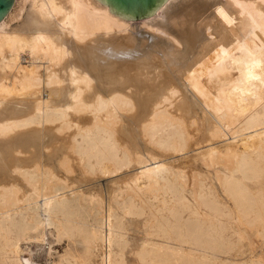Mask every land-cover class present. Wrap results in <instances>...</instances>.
<instances>
[{"label":"bare ground","instance_id":"1","mask_svg":"<svg viewBox=\"0 0 264 264\" xmlns=\"http://www.w3.org/2000/svg\"><path fill=\"white\" fill-rule=\"evenodd\" d=\"M156 11L140 33L97 0H21L0 18V264H24L21 242L41 258L26 264H264L240 256L251 234L264 244V0ZM188 149L211 178L172 167ZM133 164L122 186L63 192L75 172Z\"/></svg>","mask_w":264,"mask_h":264},{"label":"rangeland","instance_id":"2","mask_svg":"<svg viewBox=\"0 0 264 264\" xmlns=\"http://www.w3.org/2000/svg\"><path fill=\"white\" fill-rule=\"evenodd\" d=\"M20 1L21 0H8V2H7V5H6V13L4 14V16L2 17V19L4 18V19H6V20H8V13L10 14V13H12V12H14L15 10H17L18 9V7H19V4H20ZM176 1H178V0H176ZM179 1H181V0H179ZM8 10V11H7ZM151 16V17H150ZM149 17V18H148ZM159 19V20H162V18H163V12L162 11H156V12H154L153 14H151V15H149V16H147V17H143V18H140V19H137V20H131V26H132V29H133V32L134 33H140L141 32V30L143 29L142 27H141V25L139 24L142 20H155V19ZM157 19V20H158ZM19 19H11L10 21H12V22H10V21H8V30L9 29H11L12 27H14L15 25H17V21H18ZM139 26V27H138ZM141 27V28H140ZM158 35H160V36H163V34L161 35V34H158ZM165 36V35H164ZM24 60V61H23ZM25 60L26 59H21L20 61H21V63L22 64H26V62H25ZM23 61V62H22ZM42 68V66H40L39 67V69L40 70H42L41 69ZM62 83H64V85H66L67 83L66 82H62ZM66 83V84H65ZM194 83V82H193ZM63 84H61V86H62ZM63 85V86H64ZM199 85H200V83L199 84H197L196 85V87H199ZM202 85V84H201ZM200 85V86H201ZM187 95V97L188 98H190V100H193L192 99V96H191V93L189 92H187L186 90L184 91ZM42 93H44V91L42 92ZM40 94V97H43V98H45V93L44 94ZM182 93V92H181ZM190 95V96H189ZM179 96H182V95H180V93H179ZM184 97V99H186L185 98V96H183ZM184 99H181L177 104L175 103V105H179V106H174V104L172 103V104H170L168 107H170V108H168L169 110L171 109V110H173L174 112H176L175 110H177V112H179L178 111V109H179V107H180V109H181V106L183 105L182 103V100L184 101ZM186 101V100H185ZM184 101V104H186L187 105V102H185ZM186 105H184V106H186ZM173 106V107H172ZM175 107H178V109L177 108H175ZM183 107V106H182ZM175 108V109H174ZM179 109V110H180ZM173 111H171V112H173ZM196 111V110H195ZM195 111H194V113H195ZM83 112V116H84V114H86L87 116L86 117H90V112H86V111H81L80 112V115H81V113ZM84 112H86V113H84ZM197 112V111H196ZM122 113H125V112H122ZM180 113V112H179ZM198 113V112H197ZM88 114H89V116H88ZM128 114V113H127ZM199 114H200V112L196 115L197 116V118L199 117V118H201V117H203V116H199ZM81 115V116H82ZM192 115V114H191ZM203 115V114H202ZM82 116V117H83ZM85 117V116H84ZM117 118H118V120L120 119V117L119 116H117ZM196 118V119H197ZM198 118V119H199ZM194 120V123L196 122V121H198V120H196L195 121V118H193ZM122 123H124V121L122 120L121 121V124ZM71 126L69 127V125L68 126H65L64 128H66L65 130L64 129H62V131H61V133L60 134H68V133H71L70 131H73V129L75 128L74 127V125H73V123H72V121H71ZM196 124H198V125H196ZM196 124H193V126L192 127H194L195 129L196 128H198V126H199V123L197 122ZM118 125H120V120H119V124ZM123 125V124H122ZM38 126H40V125H38ZM196 126V127H195ZM191 127V129H194V128H192ZM55 131V130H54ZM68 131V132H67ZM56 132V131H55ZM58 133H59V131H57ZM56 132V133H57ZM194 133V134H193ZM193 136H198V135H200V133H199V131H193ZM197 133V134H196ZM196 134V135H195ZM192 136V137H193ZM197 136L196 137H194V138H197ZM220 136H222V135H220L219 134V137ZM191 137V138H192ZM218 137V139H217V141H215V143H216V145L218 146V144H219V146L218 147H220V146H222V145H224L225 146V143L227 142V144H232L233 145V143H237V139L235 138H233V140L231 139V137L229 136V135H224L223 137H221V138H219ZM236 140V141H235ZM218 142V143H217ZM224 142V143H223ZM203 143V142H202ZM202 143H200V147L201 146H204L207 142H204L203 144ZM235 145V144H234ZM216 146V147H217ZM194 147V146H193ZM223 147V146H222ZM230 147V148H229ZM228 147V149H229V152L231 151V147L232 146H229ZM190 151V152H189ZM188 152V153H187ZM187 152L186 151H183L182 153L181 152H179V153H181V154H178V153H175V154H177V155H173L172 156V158H171V155L170 156H168L167 158L168 159H170V162H171V165H172V167L174 168H180V169H185L184 171H186V173H188L189 171H196L197 170V172L199 173L200 172V174H204V176H206L207 178H211L212 177V171H211V169L209 168L208 170H206L202 165H200V163L198 162V161H194L193 160V157L192 156H190V154H191V152L193 153L194 151H191L190 149H188L187 150ZM186 153H187V155H186ZM190 153V154H189ZM180 155V156H179ZM185 155V157L186 156H189L188 158H187V160H185L186 158L185 157H183ZM174 157V158H173ZM179 157V158H178ZM183 158V159H182ZM192 158V159H191ZM181 159V160H180ZM172 160V161H171ZM168 162H169V160H167ZM175 161V162H174ZM178 161V162H177ZM187 161H188V163H187ZM185 162V164L183 165V163ZM194 162V163H193ZM177 163V164H176ZM137 164H133V165H131V166H129L128 168H126V170L125 171H123L122 172V170H121V172H119V171H117V172H114V173H110L111 175H109V174H104L103 176H102V178H101V176H99V178H98V176L97 177H93V176H91V178H93V179H91V180H89V181H91V182H89V181H86V182H84V183H79L78 185L76 184V183H74V182H76L77 180L78 181H80V177H79V174L77 173V172H75V173H73L71 176H69V179H71V180H69V181H67V183H66V185H67V187L66 188H64V193H65V195L66 196H71V195H74L75 193H73V189H71V188H74V192H78L77 190H81L82 191V193H83V195H91L92 193H90L91 191L93 192V194H96L99 190L98 189H101V190H103V186H104V184H106V185H108V186H111V187H113V188H116V185H120V186H122L123 184L122 183H124L125 182V180H126V176L128 175V173L130 174V172H134L135 170H138L136 167H138V165L136 166ZM134 166V167H133ZM133 167V168H132ZM186 167V168H185ZM196 169V170H195ZM204 169V170H203ZM124 170V169H123ZM131 170V171H130ZM203 170V171H202ZM126 171H127V173H126ZM188 171V172H187ZM210 172V173H209ZM206 173V174H205ZM208 174H210V175H208ZM107 175H108V177H107ZM121 177H120V176ZM94 176H96V175H94ZM105 176V177H104ZM110 176V177H109ZM132 176V175H131ZM121 179H120V178ZM128 177V176H127ZM72 178H74V179H76L75 181H73L74 179H72ZM99 179V180H98ZM93 180V181H92ZM95 180V181H94ZM115 180V181H114ZM119 180V181H118ZM77 181V182H78ZM111 181V182H110ZM113 181V182H112ZM117 181V182H116ZM122 183H121V182ZM63 182V181H62ZM106 182V183H105ZM112 183V185H110ZM76 184V185H75ZM117 186V187H118ZM70 189H69V188ZM68 189V190H67ZM63 190V189H62ZM62 190H60V191H62ZM67 190V191H66ZM69 190H71V191H69ZM87 190V191H86ZM59 191V192H60ZM85 191H86V193H85ZM63 192H60V194H64ZM71 194V195H70ZM127 237H128V239H129V241L132 243V242H135V241H139V239H140V237H141V235H142V228L140 227V225L139 224H137V223H132V224H130V225H128L127 226ZM136 232V233H135ZM255 236H253L252 234L250 235V237H249V239L246 241V244H248L247 246L246 245H244V247H243V249H242V252H241V254H240V256H242V257H244V256H246V255H248V252H251L254 256H258V255H260L263 259H264V244L262 243H260V242H262L260 239H256V238H254ZM252 240V241H251ZM251 241V242H250ZM251 244V245H250ZM64 245H65V243L64 242H60V243H57V244H52L51 245V251H52V257H54V256H56V255H60V254H62V251H63V247H64ZM44 247L43 248H41L42 250L43 249H46V244H44L43 245ZM251 246V247H250ZM36 245L33 243V244H28V243H24V242H21V244H20V246H19V253H20V260H21V262L22 263H24V264H26V261L27 260H29V261H33V262H38V263H40V257H38V256H36V255H38L37 254V252H36ZM245 253V254H244ZM34 257H35V259H34ZM129 257V256H128ZM31 259V260H30ZM34 259V260H33ZM129 261H131L130 259H129Z\"/></svg>","mask_w":264,"mask_h":264},{"label":"water","instance_id":"3","mask_svg":"<svg viewBox=\"0 0 264 264\" xmlns=\"http://www.w3.org/2000/svg\"><path fill=\"white\" fill-rule=\"evenodd\" d=\"M108 5L111 13L125 20H137L150 15L164 0H97ZM6 13L5 2H0V18Z\"/></svg>","mask_w":264,"mask_h":264}]
</instances>
